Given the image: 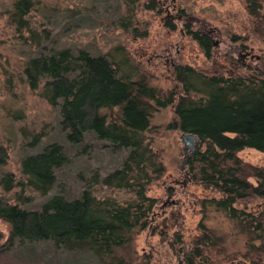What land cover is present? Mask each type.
I'll return each instance as SVG.
<instances>
[{"label": "rangeland", "instance_id": "1", "mask_svg": "<svg viewBox=\"0 0 264 264\" xmlns=\"http://www.w3.org/2000/svg\"><path fill=\"white\" fill-rule=\"evenodd\" d=\"M14 1L0 0V144L9 154L0 167V196L26 207H39L45 196L26 186L22 159L55 140L66 146L71 163L58 170L53 192L76 196L88 187L99 199L112 198L122 204L135 197L129 189L100 181L121 165L124 152L117 153L95 139L88 141L91 147L85 142L70 145L60 128L58 107L41 95L40 88L30 87L25 65L43 46L106 54L122 74L147 80L163 98L174 87V71L179 65L187 64L206 74H229L264 64V36L251 32L246 0H159L163 5L160 10L145 8L143 3L148 0H133L130 5L125 0H34L28 25L21 28L11 17ZM260 1L263 13L264 0ZM185 3L195 16L207 21L205 30L214 41L211 58L180 23L175 30L165 26L166 19L174 20ZM151 111V126L145 136L165 170L146 192L156 199L148 226L137 231L119 252L126 253L133 264H264V228L256 227L257 221L246 226V221L240 222L213 205H203L204 199L220 193L195 183L186 161L181 167L186 160L184 142L181 131L169 127L174 117L172 105L159 107L152 101ZM102 112L113 116L116 109ZM187 150V155L192 152ZM238 156L252 167L264 164V152L252 147L240 150ZM7 173L16 181L10 189L1 183ZM95 175L97 181L92 180ZM236 206L243 219L246 215L242 211L255 215L259 211L256 202L247 206L238 202ZM247 217L252 219L249 214ZM201 223L212 230L213 241L201 243ZM0 231L3 242L10 226L2 219ZM199 251L201 256H196ZM0 264L98 263L85 252H64L45 242L32 248L25 245L8 252L0 250Z\"/></svg>", "mask_w": 264, "mask_h": 264}, {"label": "trees", "instance_id": "2", "mask_svg": "<svg viewBox=\"0 0 264 264\" xmlns=\"http://www.w3.org/2000/svg\"><path fill=\"white\" fill-rule=\"evenodd\" d=\"M125 1L128 5L134 2ZM246 4L251 32L264 36L262 1L246 0ZM143 5L152 10L163 8L159 0L144 1ZM183 6L174 20L166 19L165 26L175 30L180 23L206 57L211 58L214 41L205 30L207 21L195 16L187 3ZM33 7L34 0H15L12 20L20 28L27 26ZM36 36L34 33L33 38ZM38 38L37 44L41 46ZM24 70L30 87L40 88L41 95L58 107L60 128L70 145L85 142L91 147L88 141L95 139L117 153H125L121 165L100 181L129 189L135 197L122 204L112 198L99 199L88 187L76 196L53 192L58 170L71 163V156L65 145L51 141L22 159L26 186L45 196L40 206L26 207L0 196V219L10 226L3 242L0 231L1 251L51 242L64 252H85L98 264H133L119 249L148 226L156 199L146 192L165 170L145 136L151 126L152 101L159 107L172 105L174 117L170 128L200 138L198 148L186 156L189 175L195 183L220 193L219 197L204 199L203 205H213L240 222L246 221V226L257 221L256 227L264 228V164L252 167L238 156L246 147L264 152L263 63L250 65L243 73L229 74H206L190 65H179L174 71V87L164 98L147 80H134L122 74L108 55L93 54L87 49L43 46L27 61ZM102 109H116V114L108 116ZM8 157L7 148L0 144V167ZM98 178L95 175L92 180ZM1 183L10 189L16 184L15 176L7 173ZM238 202L245 206L256 202L259 211L256 215L242 211L246 215L243 219L236 206ZM201 228V243L213 241L212 230L203 223ZM201 254L199 251L196 256Z\"/></svg>", "mask_w": 264, "mask_h": 264}, {"label": "water", "instance_id": "3", "mask_svg": "<svg viewBox=\"0 0 264 264\" xmlns=\"http://www.w3.org/2000/svg\"><path fill=\"white\" fill-rule=\"evenodd\" d=\"M180 137L184 142V145H183L184 146V152H185V156H187V151H188L187 148L190 151H194L196 143L200 140V138L193 133H187V132H182ZM185 161H186L185 159L182 161L181 167L184 166Z\"/></svg>", "mask_w": 264, "mask_h": 264}]
</instances>
